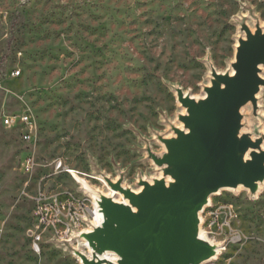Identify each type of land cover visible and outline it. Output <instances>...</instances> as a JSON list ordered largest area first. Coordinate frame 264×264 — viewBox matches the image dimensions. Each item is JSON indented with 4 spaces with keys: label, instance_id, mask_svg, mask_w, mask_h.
<instances>
[{
    "label": "rangeland",
    "instance_id": "1",
    "mask_svg": "<svg viewBox=\"0 0 264 264\" xmlns=\"http://www.w3.org/2000/svg\"><path fill=\"white\" fill-rule=\"evenodd\" d=\"M262 35L264 0H0V264L90 260L86 234L99 229L92 213L112 185L139 192L160 176L174 180L167 158L191 135L182 99L199 104L225 89L239 49ZM259 69V91L233 132L247 162L264 154ZM23 113L32 144L2 123ZM28 155L36 167L26 176ZM56 162L89 176L91 191ZM40 196L76 201L78 226L66 217L67 225H41ZM199 231L217 251L203 264H264V179L213 193Z\"/></svg>",
    "mask_w": 264,
    "mask_h": 264
},
{
    "label": "water",
    "instance_id": "2",
    "mask_svg": "<svg viewBox=\"0 0 264 264\" xmlns=\"http://www.w3.org/2000/svg\"><path fill=\"white\" fill-rule=\"evenodd\" d=\"M264 64V35L252 37L239 49L236 77L223 78L225 89L216 86L201 103L182 99L188 108L185 118L191 135L180 142L167 160L175 165L176 183L166 188L163 181L147 185L137 197L121 185L122 192L140 213L133 219L127 211L102 203L109 218L104 228L86 234L95 251H115L120 264H200L215 255V249L202 245L195 233L199 230V213L209 197L223 188H252L264 179V154L243 162L246 143L233 140L241 109L255 99L259 86V67ZM241 157V158H240ZM115 224L130 231L120 233ZM84 264H95L82 255Z\"/></svg>",
    "mask_w": 264,
    "mask_h": 264
},
{
    "label": "built area",
    "instance_id": "3",
    "mask_svg": "<svg viewBox=\"0 0 264 264\" xmlns=\"http://www.w3.org/2000/svg\"><path fill=\"white\" fill-rule=\"evenodd\" d=\"M13 76H19L20 71L13 72ZM5 127L12 130H19V137L20 140L24 144H32L35 142L34 139V125L31 116L28 113H23L20 115H6L3 118V122ZM36 167V163L34 158L31 155H28L24 162L22 163V171L23 174L26 176L31 175ZM56 170L60 172H66L70 174V169L65 168L62 162H56ZM1 187V184H0ZM84 190H86L84 188ZM37 206H38V215L40 217L41 225H47V226H60V225H67V223L64 222V218H68L70 220V223L74 226H78L79 224V213H76L75 211H79V204H75L76 201H67L64 204H61L57 199L54 201H51V199L47 198L46 196H40L36 199ZM74 209V210H73ZM83 212V218H86L88 216L89 212L85 208H81ZM54 215L53 218L50 216ZM72 233V230L69 226H67L64 235L68 237ZM35 245L34 249L36 251H40V241L42 240V236L40 234H35Z\"/></svg>",
    "mask_w": 264,
    "mask_h": 264
},
{
    "label": "bare ground",
    "instance_id": "4",
    "mask_svg": "<svg viewBox=\"0 0 264 264\" xmlns=\"http://www.w3.org/2000/svg\"><path fill=\"white\" fill-rule=\"evenodd\" d=\"M247 159H248V157L247 158L244 157L243 162L246 163ZM70 172L73 175L72 177L77 182L82 184L86 190L91 191L90 186L88 185L86 179H84L82 177V176H85V177H89V176H87L81 172L72 170V169H70ZM163 179H164L163 176H160L157 180L165 182L167 189L170 188L172 184L176 183V181L171 179L170 177L167 178V180H165V181ZM123 188L125 191L133 192V194H135L137 197H140L144 192L143 188H141L139 192H137L135 190H129V188H125V187H123ZM107 196H108L110 204H112L113 206H120L127 211V213L125 215L126 217L133 219L135 216H137L140 213L139 207L135 206L134 203H132L129 199H127L122 192L112 190L111 193ZM92 215L94 217L95 228H104L105 224L109 221V218H108V216L104 210V206L102 204L98 205L96 211H94L92 213ZM114 226L120 233L128 235V236L131 235L129 230L121 227L120 225L115 224ZM90 232H92V231L89 230L86 233H90ZM195 235H196L198 241L202 245L207 246L208 244H210V241L199 230L195 233ZM86 246L90 249L89 259L91 261H93V263H95V264H120L121 258L115 251L107 250V251H102V252L99 251L98 252V251L93 250L92 247L89 246V243H87ZM216 255H217V251H215V255L212 256L211 259H213ZM200 264H203V263H200Z\"/></svg>",
    "mask_w": 264,
    "mask_h": 264
}]
</instances>
